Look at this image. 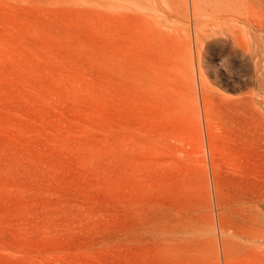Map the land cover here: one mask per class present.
I'll return each mask as SVG.
<instances>
[{
    "label": "rangeland",
    "instance_id": "1",
    "mask_svg": "<svg viewBox=\"0 0 264 264\" xmlns=\"http://www.w3.org/2000/svg\"><path fill=\"white\" fill-rule=\"evenodd\" d=\"M0 264H264V0H0Z\"/></svg>",
    "mask_w": 264,
    "mask_h": 264
},
{
    "label": "bare ground",
    "instance_id": "2",
    "mask_svg": "<svg viewBox=\"0 0 264 264\" xmlns=\"http://www.w3.org/2000/svg\"><path fill=\"white\" fill-rule=\"evenodd\" d=\"M237 1H239V0H232V2H237ZM244 4H245V5H249L250 2H249V1H245ZM239 20H241V19H239ZM243 21L246 22V23H249L250 26L253 27V28H255V26H256L257 24H259L258 22L254 21V20L248 21V20L244 19ZM199 40H200V42L202 43V38H199ZM251 41H253V43H256V40H254L253 38H251ZM236 42H238V44H240V46H243L242 43H241L240 41L237 40ZM245 44H246V46H245L244 49H246V47H248V46H247V43H245Z\"/></svg>",
    "mask_w": 264,
    "mask_h": 264
}]
</instances>
